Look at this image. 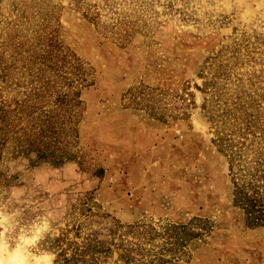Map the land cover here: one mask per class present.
I'll return each instance as SVG.
<instances>
[{
	"label": "rangeland",
	"instance_id": "rangeland-1",
	"mask_svg": "<svg viewBox=\"0 0 264 264\" xmlns=\"http://www.w3.org/2000/svg\"><path fill=\"white\" fill-rule=\"evenodd\" d=\"M235 183L264 202V0H0L10 250L264 264Z\"/></svg>",
	"mask_w": 264,
	"mask_h": 264
},
{
	"label": "clouds",
	"instance_id": "clouds-1",
	"mask_svg": "<svg viewBox=\"0 0 264 264\" xmlns=\"http://www.w3.org/2000/svg\"><path fill=\"white\" fill-rule=\"evenodd\" d=\"M10 230L9 218L0 215V264H29L30 254L27 252V248L35 243L39 230H37V234H33L31 237H26L23 234L19 235L16 246L11 250L5 236V233ZM52 259H54L52 256L32 257L35 264H51Z\"/></svg>",
	"mask_w": 264,
	"mask_h": 264
},
{
	"label": "trees",
	"instance_id": "trees-1",
	"mask_svg": "<svg viewBox=\"0 0 264 264\" xmlns=\"http://www.w3.org/2000/svg\"><path fill=\"white\" fill-rule=\"evenodd\" d=\"M263 176L260 175L259 178H262ZM235 189L233 192L234 195V202L236 205H240L241 207L245 208L248 212H257L259 215V218L264 217V202H261V200L258 198V196L254 193L249 195L245 198V201L243 202L241 199L242 190L239 187L237 183H235Z\"/></svg>",
	"mask_w": 264,
	"mask_h": 264
}]
</instances>
